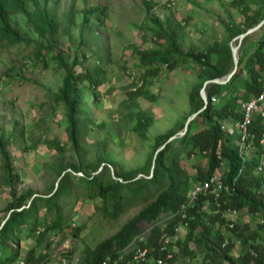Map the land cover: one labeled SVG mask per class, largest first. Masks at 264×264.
Instances as JSON below:
<instances>
[{
    "label": "rangeland",
    "instance_id": "rangeland-1",
    "mask_svg": "<svg viewBox=\"0 0 264 264\" xmlns=\"http://www.w3.org/2000/svg\"><path fill=\"white\" fill-rule=\"evenodd\" d=\"M150 1L154 3L152 14L143 0H51L46 6L62 24L56 46L69 63L73 61L75 51L79 50L84 69L101 68L106 72L102 85L96 90L100 98L98 103L86 98L82 108L77 110L83 125L81 147L77 153L68 147L61 154L42 143L44 139H51L62 145L69 144L67 111L62 104L56 105L54 96L62 87L64 72L57 66L53 51H44L42 57L38 55V45H51L50 37L34 32L24 15L13 17L21 35L30 40L29 44L0 41V138L11 141L8 149L16 173L13 182L16 191L30 189L37 196L48 195L60 182L47 166L55 161L67 166L89 167L93 172L97 153L104 151L101 149L104 142L108 148V162L113 165L110 169L112 175L147 176L146 172L151 171L154 161L157 138H167L170 132H177L175 136L179 137L185 129L182 127L189 120L194 121L189 96L194 86L204 79L192 59L180 62L175 69L163 62L158 70L156 65L145 66L140 61L142 53L162 52L168 45L164 38L156 37L157 28L152 18L158 17L163 22L165 33L173 37L182 53L198 55L224 41L226 26L231 23L240 25L245 22V17L233 5L235 0H177L172 8L164 6L167 0ZM41 4L40 8H43V2ZM241 5L245 9L246 5L249 6L252 14L258 10L257 5L248 3V0H243ZM29 8L34 10L31 5ZM89 9H96L95 14L82 29L84 11ZM69 14L73 15L72 41L63 29L68 25ZM263 32L264 25L250 34L247 40L241 35L231 42L233 49L238 48V61L245 58L244 50L256 46ZM78 70L82 68L78 67ZM246 78L244 72L228 100L236 92L240 96L237 101L244 98ZM139 86L145 87L155 99L139 98L138 107L134 108L129 93ZM239 106L237 104V108ZM138 111L148 112L153 117L146 139L132 132L135 124L128 122L127 116ZM177 144L184 143L178 141ZM185 145L183 152H186ZM193 164L195 162H188V167ZM69 167L67 171L72 170ZM1 177L0 158V221L4 222L9 214L12 191ZM64 205L67 218L62 230H50L42 243L37 239V231L17 235V243L0 247L1 259L14 257L17 250L18 256L26 258L34 250L36 256L48 257L44 264H80L85 248L95 249L117 234L141 210V207L134 208L113 220L108 217L101 199H80L77 203L73 201ZM44 212L41 210L40 214ZM244 219L249 221L251 217L244 214L240 220ZM145 227L146 224L143 225ZM74 228H80V233L75 234ZM186 235L187 230L180 239H185ZM191 249L195 246L192 245ZM196 251L198 257L178 258L173 264H202L204 254L200 249Z\"/></svg>",
    "mask_w": 264,
    "mask_h": 264
},
{
    "label": "trees",
    "instance_id": "trees-1",
    "mask_svg": "<svg viewBox=\"0 0 264 264\" xmlns=\"http://www.w3.org/2000/svg\"><path fill=\"white\" fill-rule=\"evenodd\" d=\"M51 0H0V41H12L17 44L21 42L30 43V40L23 37L19 28L14 24L15 15H24L28 26L42 37H50L52 44L44 46L38 45V55L42 57L44 51H53L59 69L63 70L64 78L62 87L58 94H55L56 105L62 104L67 111L68 138L69 144L62 145L57 140L44 139L42 143L50 150L58 153H65L69 147L77 153L81 147V131L83 125L80 123L82 116L80 110L86 98H91L97 104L100 100L96 90L102 85L106 72L101 68L84 69L83 62L79 57V50L75 51L73 61L69 63L64 53L58 49L57 36L61 27L58 18L46 9ZM243 0H235L233 5L242 11L245 22L236 25L226 26L225 40L209 47L204 53L198 55L184 54L175 45L171 35L165 33L163 22L158 17H153V22L157 31L155 35L158 39H165L167 48L164 51L153 53H142L140 61L143 65L159 66L164 62L172 68H177L180 62L192 59L193 64L201 72L204 81L197 83L190 93V108L193 114L204 109L201 92L206 82H213L216 79H223L233 70L231 42L244 35L248 30L256 27L264 20V0H248V3L257 5L258 10L252 14L249 6L246 9L241 5ZM43 2V8H40ZM149 13L152 14L154 3L150 0H143ZM34 10H30L29 6ZM157 7V6H156ZM155 7V8H156ZM96 9L85 10V20L82 29L90 23V16L95 14ZM104 10V9H101ZM72 16V17H71ZM68 25L65 26L64 34L72 41L70 29L73 26V15L67 16ZM61 24V25H60ZM249 35L245 37L247 40ZM244 57L239 59V68L228 84L211 83L206 87L208 96L219 94L223 97L220 104L208 105L193 122L188 126V131L183 138L169 141L177 132H170L167 138L159 136L156 141L153 159L157 151L159 152L154 168L146 172L147 176L138 177L129 173H117L115 177L110 173L112 163H109L108 148L104 142L101 149L104 151L97 153L94 171L89 167L83 168L76 165L68 166L60 161L51 163L49 168L60 179L57 186L52 187V191L46 196H37L32 190L18 192L13 188L16 173L13 170V160L9 152L11 141L0 138V158L2 161V177L4 183L11 187L12 201L8 205L7 219L0 221V247H8L17 243L16 236L22 235L26 231L35 233L39 231L38 240L40 243L46 238L50 230H62L67 216L64 215L65 203L80 199L96 200L101 199L108 217L113 220L128 213L130 210L141 207L140 212L126 223L120 231L111 238L98 244L95 249L85 248L80 264H134L133 254L125 249L131 244L133 239L144 231V224H151L161 216H171L178 212L181 205L186 201L187 195L194 182L189 170L195 168L196 164L188 167L193 151L208 150V174L201 171L199 180H206L212 175L218 164L215 152L217 147L222 145L223 159L230 165V172L226 180L230 181L238 173L239 157L233 147L232 140L226 138L220 129V122L228 120L234 116L237 104L244 98L252 94L259 95L262 91L260 79L264 75V32L258 39L256 46L248 51L244 50ZM216 57V61H214ZM81 67L82 70H78ZM244 72L247 74L243 97L238 92L228 100L231 90L236 87ZM139 98H146L153 101L155 98L150 95L145 87H140L129 93V99L134 108H137ZM128 122L135 125L131 128L141 138L146 139V132L153 124V117L148 112H131ZM185 126L182 127L184 129ZM181 129V130H182ZM169 141V142H168ZM178 141L183 145L177 144ZM186 144V145H185ZM184 145L185 150L184 151ZM190 145V146H189ZM188 147L190 149L188 150ZM194 163V162H193ZM82 175H78L79 173ZM97 173V174H95ZM262 180L253 175L244 174L239 181L238 191L226 199L220 211L228 208L238 211L247 210L251 219L249 222L239 220L233 231L234 237L241 241L239 256L233 255L235 245L230 242L224 247L225 238L214 228V224L226 225L229 221L223 217L222 213L216 212V207L212 208L216 212L209 215L204 210L203 199H200L194 207L187 211V235L185 239L177 242L179 253L178 258L194 259L198 257L196 250H201L204 254L202 264H264V227L256 225L257 213L264 211V196L259 194L262 187ZM30 206V207H28ZM41 210H45L41 215ZM183 219L177 217L166 223L165 231L161 226L155 227L147 236L143 247H148L156 256H164L159 253L161 243L165 240L164 234L172 236L177 226ZM185 221V220H184ZM39 227H43L41 231ZM80 228H74L75 234L80 233ZM194 245L195 249H191ZM171 249V248H170ZM200 252V253H201ZM19 255L18 250L14 257H8L0 264H10ZM47 256H36L34 250L27 254L29 264H44ZM172 263V264H173Z\"/></svg>",
    "mask_w": 264,
    "mask_h": 264
},
{
    "label": "built area",
    "instance_id": "built-area-1",
    "mask_svg": "<svg viewBox=\"0 0 264 264\" xmlns=\"http://www.w3.org/2000/svg\"><path fill=\"white\" fill-rule=\"evenodd\" d=\"M228 76L216 80L226 82ZM229 82L230 81L226 84ZM260 83L262 84V91L259 95L252 94L248 98L241 100V102H239L240 106L235 110L234 116L220 122L222 133L226 138L232 140L233 147L239 157L240 164L238 173L232 180H226L230 172V165L223 159L222 145L220 144L215 152L218 164L212 175L206 180H199L200 171L197 166H200L201 171L208 174L209 152L208 150L193 151L191 160L198 165L189 170L194 178V182L187 195L186 201L181 205L177 213L167 217L163 215L155 222L147 224L144 231L133 239L125 251L132 252V262L134 264H172L176 255L179 253L177 242L181 240L180 236L186 231L188 225V222H186L187 211L189 208L194 207L200 199H203L204 210L209 215H213L218 211V213L223 214V217L229 219L226 225L216 223L214 224V228L225 238L224 247L230 242L229 239H232L231 242L235 245L233 255L239 256L241 241L234 237L233 231L236 228L238 220H240L244 214H249L247 210L238 211L237 209L228 208L220 211L219 209L223 207L226 199L232 197L238 191L240 178L244 174L253 175L262 180L263 184L258 193L264 196V75L260 79ZM209 84H211V82H208V85ZM138 88H134V91ZM201 98L204 103V109L210 104H220L223 99L219 94L208 96L206 89L201 92ZM186 133L187 132L182 131L181 136H175V139L183 138ZM213 205L216 207V212L212 208ZM256 216L257 218L254 223L256 225H263L264 227V211H259ZM177 217L183 219V224L175 228L172 236L167 235V233L164 234L165 240L161 243L159 248V253L164 256H156L148 247L142 246V244L146 242L147 236L155 227L161 226L164 232L166 223ZM243 221L249 222L250 220L246 221L244 219ZM37 232L39 234V231ZM10 264H28V262L26 258L19 256ZM104 264L109 263L106 262Z\"/></svg>",
    "mask_w": 264,
    "mask_h": 264
},
{
    "label": "water",
    "instance_id": "water-1",
    "mask_svg": "<svg viewBox=\"0 0 264 264\" xmlns=\"http://www.w3.org/2000/svg\"><path fill=\"white\" fill-rule=\"evenodd\" d=\"M263 25H264V20H263L258 26H256V27H254V28L248 30V32H247L246 34L242 35L241 38H245L247 35H250V34H252L253 32L259 30V28L262 27ZM233 55H234V64H235V66H234V70L232 71V73L228 76V80H227L226 82H224V81L214 80V81H213L214 83H218V84H223V85H224V84H226L228 81H230L231 78L235 75V73L237 72V70H238V68H239V61H238V59H237V57H236L235 50H233ZM207 85H208V82L205 83V85H204V89H203V90L206 89ZM203 110H204V109H202L200 112L196 113V114L194 115L193 119L196 118V117L198 116V114L201 113ZM191 120H192V119H191ZM191 120H189L188 123L186 124L185 129H184L185 132L188 131V126H189ZM173 139H175V136L172 137L170 140L172 141ZM162 149H163V148H160V149L157 151V153H156V155H155V157H154L153 168H154V166H155V163H156V160H157V156H158L159 152H160Z\"/></svg>",
    "mask_w": 264,
    "mask_h": 264
},
{
    "label": "clouds",
    "instance_id": "clouds-1",
    "mask_svg": "<svg viewBox=\"0 0 264 264\" xmlns=\"http://www.w3.org/2000/svg\"><path fill=\"white\" fill-rule=\"evenodd\" d=\"M176 2H177V0H167L163 4L167 8H172L176 4ZM157 7H158V5H157Z\"/></svg>",
    "mask_w": 264,
    "mask_h": 264
},
{
    "label": "bare ground",
    "instance_id": "bare-ground-1",
    "mask_svg": "<svg viewBox=\"0 0 264 264\" xmlns=\"http://www.w3.org/2000/svg\"><path fill=\"white\" fill-rule=\"evenodd\" d=\"M235 53H236V57H237V55H238V48L235 49Z\"/></svg>",
    "mask_w": 264,
    "mask_h": 264
}]
</instances>
